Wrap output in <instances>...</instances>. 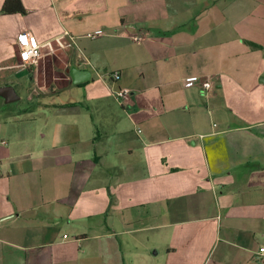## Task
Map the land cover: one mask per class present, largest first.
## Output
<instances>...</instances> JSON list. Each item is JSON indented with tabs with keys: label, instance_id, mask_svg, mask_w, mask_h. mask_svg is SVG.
I'll list each match as a JSON object with an SVG mask.
<instances>
[{
	"label": "crops",
	"instance_id": "0c3cea01",
	"mask_svg": "<svg viewBox=\"0 0 264 264\" xmlns=\"http://www.w3.org/2000/svg\"><path fill=\"white\" fill-rule=\"evenodd\" d=\"M19 1L0 0V86L30 82L16 110L0 96V264H264V0Z\"/></svg>",
	"mask_w": 264,
	"mask_h": 264
},
{
	"label": "built area",
	"instance_id": "2783aa9c",
	"mask_svg": "<svg viewBox=\"0 0 264 264\" xmlns=\"http://www.w3.org/2000/svg\"><path fill=\"white\" fill-rule=\"evenodd\" d=\"M103 34V31H98L94 33H88V36L91 38H96ZM141 36L137 35L134 37L135 40H139ZM19 45H20V56L25 62L26 65L35 64L39 58L42 56L41 45L35 40L30 33H22L19 35ZM110 78L117 80L120 78L119 72H112L108 75ZM198 77H188L185 80V85L190 87L196 84L198 81ZM202 93L209 97L211 91L213 90V83L210 80L202 81ZM130 90L127 88H120L115 91V97L124 104V99L127 95H129ZM141 132V130H138ZM258 255L264 258V244L259 246Z\"/></svg>",
	"mask_w": 264,
	"mask_h": 264
},
{
	"label": "rangeland",
	"instance_id": "374dc122",
	"mask_svg": "<svg viewBox=\"0 0 264 264\" xmlns=\"http://www.w3.org/2000/svg\"><path fill=\"white\" fill-rule=\"evenodd\" d=\"M28 87H30V82H29V79L28 78H26L25 80H24V88L23 89H19V95H20V101L17 103V102H13L12 104H4L3 106L4 107H6V106H8L9 107V110H16L17 108H19L18 106H24V103H25V101H26V98H27V95H28V93H29V89H28ZM0 103H2L1 101H0ZM35 111H34V109H33V111H30V112H27V114L29 113V114H33ZM14 114V113H13ZM24 115H25V113H24Z\"/></svg>",
	"mask_w": 264,
	"mask_h": 264
},
{
	"label": "water",
	"instance_id": "95a60500",
	"mask_svg": "<svg viewBox=\"0 0 264 264\" xmlns=\"http://www.w3.org/2000/svg\"><path fill=\"white\" fill-rule=\"evenodd\" d=\"M0 96L3 97L7 103L14 102L20 98L12 85L0 86Z\"/></svg>",
	"mask_w": 264,
	"mask_h": 264
},
{
	"label": "trees",
	"instance_id": "16d2710c",
	"mask_svg": "<svg viewBox=\"0 0 264 264\" xmlns=\"http://www.w3.org/2000/svg\"><path fill=\"white\" fill-rule=\"evenodd\" d=\"M15 1L19 0H6L3 11H5L6 13L24 12V8L21 2L19 1V4H17V6H14Z\"/></svg>",
	"mask_w": 264,
	"mask_h": 264
}]
</instances>
